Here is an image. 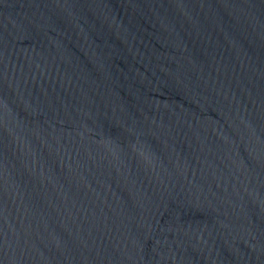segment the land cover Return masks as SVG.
<instances>
[{
  "label": "water",
  "instance_id": "95a60500",
  "mask_svg": "<svg viewBox=\"0 0 264 264\" xmlns=\"http://www.w3.org/2000/svg\"><path fill=\"white\" fill-rule=\"evenodd\" d=\"M0 264H264V0H0Z\"/></svg>",
  "mask_w": 264,
  "mask_h": 264
}]
</instances>
